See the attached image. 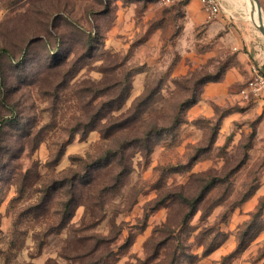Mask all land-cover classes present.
I'll return each mask as SVG.
<instances>
[{
  "label": "rangeland",
  "instance_id": "374dc122",
  "mask_svg": "<svg viewBox=\"0 0 264 264\" xmlns=\"http://www.w3.org/2000/svg\"><path fill=\"white\" fill-rule=\"evenodd\" d=\"M222 2L0 0V264H264V102L238 45L264 71V35ZM149 91L146 119L196 101L116 181L105 149Z\"/></svg>",
  "mask_w": 264,
  "mask_h": 264
},
{
  "label": "trees",
  "instance_id": "16d2710c",
  "mask_svg": "<svg viewBox=\"0 0 264 264\" xmlns=\"http://www.w3.org/2000/svg\"><path fill=\"white\" fill-rule=\"evenodd\" d=\"M220 76H215L212 78H207L208 80L218 81ZM148 93L143 92L132 102V105L129 109L131 116L127 119L129 123H133L131 132L128 134H123L122 132L119 135H115V138L105 149V158L106 163H115L118 167L117 173L115 174V180L119 181L122 175L126 174L129 170V162L127 161L128 155L127 152L133 149L140 150L143 154H148L154 145L161 141L165 135H172L175 132L177 125L181 122V112L196 101V96L190 100H184L180 102L176 108V115L169 120H158L157 118H142V115L145 113L148 108L150 100H148ZM118 104L116 108H120ZM128 125V124H127ZM124 121L116 122L112 125L111 128H114V132L121 131L127 127ZM110 132V131H109ZM103 131L104 138L109 135H114V132ZM112 133V134H111ZM107 135V136H106ZM103 156V157H104ZM216 179V178H213ZM215 185V182L212 183V186ZM202 190H205L204 185L201 186ZM199 201V200H198ZM197 203L195 198L185 197L182 201L186 211L183 214L182 220L189 215L190 211L194 210ZM172 237V236H171ZM170 238V236L168 237ZM211 248H208L210 250Z\"/></svg>",
  "mask_w": 264,
  "mask_h": 264
},
{
  "label": "built area",
  "instance_id": "2783aa9c",
  "mask_svg": "<svg viewBox=\"0 0 264 264\" xmlns=\"http://www.w3.org/2000/svg\"><path fill=\"white\" fill-rule=\"evenodd\" d=\"M206 18L214 17L220 10L219 0H199ZM251 78L248 81V87L257 94L264 102V71L258 63L251 64Z\"/></svg>",
  "mask_w": 264,
  "mask_h": 264
},
{
  "label": "crops",
  "instance_id": "0c3cea01",
  "mask_svg": "<svg viewBox=\"0 0 264 264\" xmlns=\"http://www.w3.org/2000/svg\"><path fill=\"white\" fill-rule=\"evenodd\" d=\"M220 4H221V8H223V2L222 0H219ZM262 6V9L264 10V0H259ZM188 5V4H187ZM189 8L187 6V8H185V16L189 17ZM238 45L245 50V53L248 54L251 58H253L254 62L258 63L259 65L261 64L260 62H258V60L256 59L257 55H258V49L256 44L254 43V40L252 37L245 35L244 37H242L240 39V41L238 42ZM258 100H262V99H258Z\"/></svg>",
  "mask_w": 264,
  "mask_h": 264
},
{
  "label": "bare ground",
  "instance_id": "6f19581e",
  "mask_svg": "<svg viewBox=\"0 0 264 264\" xmlns=\"http://www.w3.org/2000/svg\"><path fill=\"white\" fill-rule=\"evenodd\" d=\"M244 4L246 7V16L252 20L253 19L252 13H253V15L255 16V25H257L259 20H258V12L256 8L253 6L250 0H245ZM262 19H263V25H264V15L262 16Z\"/></svg>",
  "mask_w": 264,
  "mask_h": 264
},
{
  "label": "water",
  "instance_id": "95a60500",
  "mask_svg": "<svg viewBox=\"0 0 264 264\" xmlns=\"http://www.w3.org/2000/svg\"><path fill=\"white\" fill-rule=\"evenodd\" d=\"M253 6L256 8L258 12V24L257 27L261 31V33L264 35V25H263V19L262 16L264 15L263 9L261 7V4L259 3L258 0H250Z\"/></svg>",
  "mask_w": 264,
  "mask_h": 264
}]
</instances>
